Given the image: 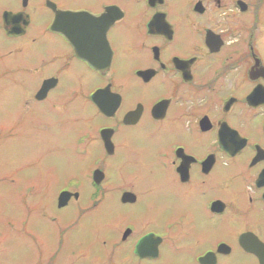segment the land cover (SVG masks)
Masks as SVG:
<instances>
[{
	"label": "flooded vegetation",
	"instance_id": "obj_1",
	"mask_svg": "<svg viewBox=\"0 0 264 264\" xmlns=\"http://www.w3.org/2000/svg\"><path fill=\"white\" fill-rule=\"evenodd\" d=\"M263 14L264 0H0L5 77L28 78L18 119L42 132L81 126L66 146L90 164L89 189L73 175L56 214L25 190L19 232L37 249L33 264L63 254L79 221L64 226L58 210L84 192L78 215L103 207L116 221L101 264H264ZM123 175L163 195L159 228L132 221L149 215Z\"/></svg>",
	"mask_w": 264,
	"mask_h": 264
},
{
	"label": "rangeland",
	"instance_id": "obj_2",
	"mask_svg": "<svg viewBox=\"0 0 264 264\" xmlns=\"http://www.w3.org/2000/svg\"><path fill=\"white\" fill-rule=\"evenodd\" d=\"M22 61L21 58L18 64H22ZM8 63V57L0 62V178L4 174V182L0 183V264H33L38 255L36 254L37 249L19 232L26 215L22 201L28 195L25 190L29 187L35 188L33 200L39 205L51 206L53 213L56 214L58 189L65 187L73 175L83 180L85 190L89 189L84 173L90 164L81 162L68 154L70 151L66 146L67 137L70 138L77 132L82 133L81 126H64V130L48 127L45 132H42L18 119L24 114V95L28 78L23 73L18 74L16 80L10 76L5 77V71L8 72L9 69ZM36 137L39 139L43 137L44 142L35 145ZM39 151H53L54 153L41 155ZM66 152L67 154H62ZM75 161L78 163L77 166L74 165ZM106 166L107 172L110 173L109 180H107L109 182L118 174L111 168L113 166L111 162H108ZM123 176L133 181L135 188L143 194L135 210L141 215H149V218L140 219L138 216L132 221L137 226L159 228L168 218L165 214L160 217L157 211L163 195L155 192L156 189L153 186L143 183L140 177ZM87 193H83L84 198L80 200L78 206L71 204L67 208L58 210L61 213L59 217L63 218L64 226L76 220L79 221V225L70 229L66 234L63 254L56 258L55 264H101L105 259V254L113 249L111 246L115 244L117 237L110 234L106 221L110 220L114 223L116 221L112 216L106 217L103 207L84 217L78 215L80 205L87 204ZM151 216L155 218L152 219ZM127 217L123 214V219ZM122 222L123 220H120V224ZM42 231L44 232V228ZM43 232L38 234L40 239ZM44 234L46 235V232ZM103 241H109L110 244L105 246ZM118 241L120 242V239ZM135 241L136 236L126 243H121L122 246L118 248V252H129ZM55 247L54 239L51 253L57 250ZM166 262H172V256L168 252L162 263ZM175 262L181 263L179 258L175 259ZM132 264H137V262Z\"/></svg>",
	"mask_w": 264,
	"mask_h": 264
},
{
	"label": "water",
	"instance_id": "obj_3",
	"mask_svg": "<svg viewBox=\"0 0 264 264\" xmlns=\"http://www.w3.org/2000/svg\"><path fill=\"white\" fill-rule=\"evenodd\" d=\"M64 199H66V194H63V195H61V197H60V200H61V203H60V206H62L63 205V200Z\"/></svg>",
	"mask_w": 264,
	"mask_h": 264
}]
</instances>
